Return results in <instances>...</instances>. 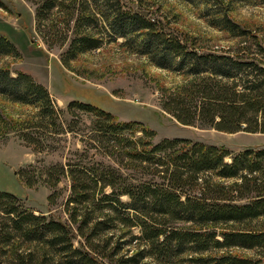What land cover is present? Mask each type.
I'll list each match as a JSON object with an SVG mask.
<instances>
[{
  "label": "trees",
  "instance_id": "16d2710c",
  "mask_svg": "<svg viewBox=\"0 0 264 264\" xmlns=\"http://www.w3.org/2000/svg\"><path fill=\"white\" fill-rule=\"evenodd\" d=\"M31 1L39 30L49 16L53 19V12H64L67 26L74 23L75 36L64 64L100 45L101 40L86 28L97 15L111 14L114 23L128 28L119 32L133 34L129 38L156 65L185 76L181 85L161 93V106L173 118L226 132L264 133V40L255 34L251 33V42L202 49L186 37L159 29L139 13L121 9L119 0H114L115 7L110 0ZM101 2L107 4V13L98 6ZM222 25L235 35L249 33L228 17H223ZM5 55L20 53L0 33V57ZM0 95L37 108L30 117L13 123L0 115L5 131H16L27 145L44 149L52 135H78V111H82L89 115L85 127L90 130L80 138L95 149L88 162L84 159L89 149H78L77 160L44 170V180L50 184H57L63 175L71 179L66 221L37 214L23 207L15 194L0 189V264H137L148 257L170 264L185 252L198 253L194 259L202 264H258L231 252H208L234 246L264 249V225L256 226L258 219L264 220V147L232 151L185 137L155 142L154 129L135 120H117L89 102L74 99L60 107L43 84L24 71L12 76L7 63L0 65ZM95 152L112 157L118 165L95 158ZM22 176L31 185L30 176ZM122 195L129 200L123 201ZM117 227L129 234L126 239L117 236L112 241L113 233L103 234ZM74 233L83 242L74 245ZM123 245L133 246L134 251L115 257ZM260 262L264 264V259Z\"/></svg>",
  "mask_w": 264,
  "mask_h": 264
},
{
  "label": "rangeland",
  "instance_id": "374dc122",
  "mask_svg": "<svg viewBox=\"0 0 264 264\" xmlns=\"http://www.w3.org/2000/svg\"><path fill=\"white\" fill-rule=\"evenodd\" d=\"M1 1L0 33L10 38L20 55L2 56L0 65L7 63L12 76H16L17 71L31 75L48 89L60 107L65 108L74 99L89 102L110 111L117 120H135L154 129L155 142L162 137H185L232 151L264 147L263 132H226L199 123L183 124L167 113L161 106L162 90H171L181 85L186 80L185 76L156 65L147 53L142 52L139 43L129 38L133 34L119 32L128 28L114 23L111 14L97 15V20L86 28V32L101 40L100 45L77 53L69 58L66 65L62 60L67 57L75 33L73 22L70 26L65 24L64 12H53V19L49 16L39 30L35 19L36 5L31 0ZM101 3L102 6H98L104 10L107 4ZM108 3L113 7L117 5L114 0ZM118 4L121 9L139 13L165 32L186 37L189 44L196 43L202 49L221 50L241 41L251 42V33L262 43L264 40V0H119ZM223 17H228L249 33L235 35L223 28ZM36 110L31 104L11 101L0 95V115L7 121L13 123L14 120L28 118ZM78 112L81 114L79 134L67 132L52 135L46 138L47 146L44 149L27 145L14 130L6 132L0 120V189L15 194L23 207L62 221L68 220L65 201L71 192V179L63 175L57 184H50L44 180L47 176L44 170L53 164L67 163L69 159L77 160L80 154L75 151L78 149H89L88 158L84 160L90 161L95 149L80 138L82 133L86 134L90 130L85 127L90 119L88 114ZM66 115L68 119L75 118ZM94 157L118 165L112 157L101 153L95 152ZM122 170L129 175L133 173L131 169ZM21 173L30 176L31 185L26 183ZM106 191H110V188L107 187ZM49 195L53 196L52 200H49ZM121 199L129 200L126 195H122ZM262 225L263 218L258 219L256 226ZM132 230L138 233L139 227L134 226ZM122 231L117 227L114 232L106 231L103 234L113 233L112 241L119 238L117 236L126 239L129 234L124 235ZM81 241L83 237L74 233L73 244L78 245ZM133 251V246L123 245L115 257H124ZM223 251L251 257L259 261L258 264L264 259L262 248L234 246L208 253L218 254ZM197 255L185 252L170 264H202L194 259ZM137 264L164 263L148 257Z\"/></svg>",
  "mask_w": 264,
  "mask_h": 264
}]
</instances>
